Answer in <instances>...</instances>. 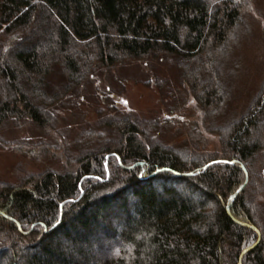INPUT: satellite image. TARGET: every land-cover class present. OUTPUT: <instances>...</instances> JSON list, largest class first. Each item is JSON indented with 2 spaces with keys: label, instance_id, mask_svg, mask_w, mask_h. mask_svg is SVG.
<instances>
[{
  "label": "trees",
  "instance_id": "1",
  "mask_svg": "<svg viewBox=\"0 0 264 264\" xmlns=\"http://www.w3.org/2000/svg\"><path fill=\"white\" fill-rule=\"evenodd\" d=\"M250 8L0 0V147L16 146L10 131H26V153L54 162L0 179V264H264V83L240 113L229 111L232 51ZM142 62L174 68L214 148L197 129L165 140L167 122L186 120L183 104L149 118L97 87L118 66ZM90 89L105 106L95 121L83 115L74 135L61 113Z\"/></svg>",
  "mask_w": 264,
  "mask_h": 264
},
{
  "label": "rangeland",
  "instance_id": "2",
  "mask_svg": "<svg viewBox=\"0 0 264 264\" xmlns=\"http://www.w3.org/2000/svg\"><path fill=\"white\" fill-rule=\"evenodd\" d=\"M245 23L246 31L242 32L232 51V60H236L238 66L235 69L233 99L229 111L236 114L250 103L264 83V0H251V8L247 11ZM173 69L168 63L158 62L118 66L114 75L98 80L96 85L98 88L105 85L109 92L112 89L116 91L112 97H115L113 99L119 106L133 109L149 118L163 119V115L168 114L167 107L178 103L182 107L183 104L182 109L185 114L183 120H186L178 121L175 126L167 122L168 125H165L162 132L165 140L172 143L187 141L188 138L191 139L188 135L191 133L189 131L197 129L202 132L203 139L210 144V147L214 148L215 134L202 126L201 115L196 110L195 104L187 99L186 90L180 84V79ZM147 74L152 77H161L170 86L163 84L161 88H158L152 77L145 78ZM91 93L93 89L89 90L88 95L82 97L79 108L61 113L64 117L62 123L73 129L74 135L81 131L83 115L86 116L84 121H95L96 108L105 106L103 100L100 102L93 100ZM29 135L26 131H10L7 134L8 139L17 141L16 146L9 147L10 149L0 147V179L16 182L24 173L37 172L49 166L51 162L54 163L26 153L25 148L20 146V142L23 137Z\"/></svg>",
  "mask_w": 264,
  "mask_h": 264
},
{
  "label": "water",
  "instance_id": "3",
  "mask_svg": "<svg viewBox=\"0 0 264 264\" xmlns=\"http://www.w3.org/2000/svg\"><path fill=\"white\" fill-rule=\"evenodd\" d=\"M232 163H235V161H232ZM210 164H208V165H206V167L207 166H209ZM193 173H187L186 175H192ZM247 175V174H246ZM244 186L245 185H242L235 193H234V195L231 197V200L233 201L234 200V198H235V196L244 188ZM244 225H246V226H250L252 229H254V230H256L258 233H259V231H258V229L255 227V226H251V225H249V224H245L244 223ZM259 240H260V237H259V239H258V241L254 244V245H252V246H250V247H247L246 249H244L243 250V252H242V254H241V258H242V256L245 254V253H247V252H249L250 250H252L258 243H259Z\"/></svg>",
  "mask_w": 264,
  "mask_h": 264
}]
</instances>
